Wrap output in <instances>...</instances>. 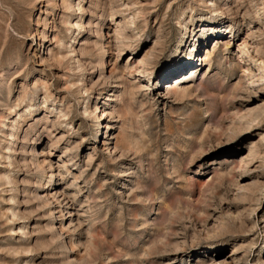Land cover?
Returning <instances> with one entry per match:
<instances>
[{"label":"rangeland","instance_id":"rangeland-1","mask_svg":"<svg viewBox=\"0 0 264 264\" xmlns=\"http://www.w3.org/2000/svg\"><path fill=\"white\" fill-rule=\"evenodd\" d=\"M0 264H264V0H0Z\"/></svg>","mask_w":264,"mask_h":264}]
</instances>
